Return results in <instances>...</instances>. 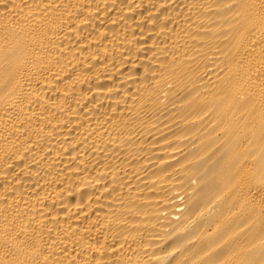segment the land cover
<instances>
[{"label": "bare ground", "instance_id": "1", "mask_svg": "<svg viewBox=\"0 0 264 264\" xmlns=\"http://www.w3.org/2000/svg\"><path fill=\"white\" fill-rule=\"evenodd\" d=\"M0 264H264V0H0Z\"/></svg>", "mask_w": 264, "mask_h": 264}]
</instances>
